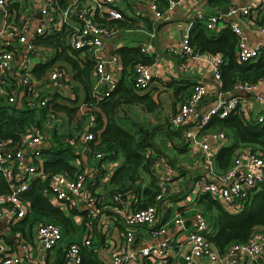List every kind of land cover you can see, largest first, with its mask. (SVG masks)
I'll return each instance as SVG.
<instances>
[{
	"label": "built area",
	"instance_id": "built-area-1",
	"mask_svg": "<svg viewBox=\"0 0 264 264\" xmlns=\"http://www.w3.org/2000/svg\"><path fill=\"white\" fill-rule=\"evenodd\" d=\"M8 1L0 0V10L7 7ZM26 1L31 5H40L41 18L36 28L31 30L30 26L25 23L19 30H14L9 27L8 23H3L2 30L0 29V31H6V37L15 42L12 44L13 47H0V76L2 78L0 90L6 94L7 100L11 103L16 102L19 95L26 91L30 102L48 106L53 93L60 91L61 87L72 78L62 60H56L62 59L57 57L58 52H56L45 75L35 77L30 70V55L45 47L36 44L37 38L58 33L65 34L69 50L77 51L75 54L77 59L89 58L93 61L92 71L95 75L93 95L98 99L109 95L111 89L117 84L112 64L120 61V55L116 52L107 56L106 41L123 29L106 26L99 18L124 19L123 13L116 6L115 1L86 0L88 5H83L81 4L82 0H70L65 7L60 5L59 0ZM141 1L154 13L156 19L163 17L165 10L162 5L163 0ZM181 1L184 0H166V8L173 9ZM262 1L264 5V0ZM250 7L249 4L242 5L239 0H230L227 9L220 14H208L204 10H198L194 13L190 25L202 22L207 28L214 30L222 23L224 17H233L239 14L247 16ZM226 22L239 36L237 54L241 60L255 58L264 52V44H247L242 28L232 19ZM260 30L264 33V17ZM21 46L22 51H20ZM141 49L150 52L153 48L143 45ZM168 49L178 52L184 58L194 59L198 55L201 57L191 44L189 36L181 40L178 45L169 46ZM19 51L22 55L18 58ZM222 61L223 55L219 52L215 53L209 61L215 77L219 80V86V65ZM68 63L72 67V64ZM133 73L135 86L139 90L148 88L157 75L154 64L145 61L134 63ZM263 86L264 80L260 82L238 81L232 90L222 91L220 87L215 101L208 106L200 107L201 101L207 93V87L203 82L197 81L187 98L168 116V121L174 127L184 126L190 121L194 123L193 126L186 127L185 139L188 145L199 146L202 150L205 173L194 182L193 189L197 195L210 192L233 211L242 207L238 199H245L254 188L264 181V157L261 151H254L249 146H241L237 149L231 166L225 171H220L216 163L217 144L220 141H225L227 135L222 130L202 131L201 128L210 121L212 116L224 117L236 108L242 109L248 117L256 116L259 120H263ZM243 92H250L255 99L262 103L261 109L256 115L251 113L250 106L247 105L245 97L241 95ZM49 110L50 114L46 118L44 127L30 126L21 145H12L8 140H0V171L6 177L10 188L9 191L0 194V222H6V229H0L3 239L0 241V264H21L24 262L20 255L9 252L5 236L12 225L18 224L29 213V203L24 197V192L35 177L47 182L54 204L64 209L73 208L78 212H84V238L82 241H72L66 245L64 261L59 264H79L82 261V243L89 245L96 234L105 233L108 230L112 213L110 210L118 213L127 227L122 243L113 252L112 264H169L167 256L171 246L170 238H163L158 242L151 241L136 249L131 248L135 239L134 226L139 224L157 225L159 223L162 193H158L155 201L147 206L116 210L115 206L105 203L101 199L96 178L99 170L96 174L91 173L93 176L89 175L87 169L77 170L74 175L61 170H46L41 159L42 148L46 139L49 138L46 128L53 127L56 122L54 110L52 108ZM95 137V133L87 129L75 143H82L89 150L88 141ZM96 156L101 157L102 154L99 152ZM107 167L105 163L102 168L107 169ZM159 184L161 187L166 185L163 181H160ZM125 195L127 192L117 190L112 195V201L115 204L117 201L121 202ZM194 220L193 230L185 237L188 248L185 254L187 262H191L195 256H204L217 264H238L243 255L255 258L264 253V232H256L245 241H234L225 251H220L216 244L206 236L210 221L204 208L197 209ZM174 222L183 223L180 213L175 215ZM166 228V225L160 224L153 229V232L155 235L163 234ZM37 233L43 249L53 248L63 240L62 226L55 221L39 222ZM25 255L27 258L32 256L29 252ZM39 264H45L43 259H40Z\"/></svg>",
	"mask_w": 264,
	"mask_h": 264
},
{
	"label": "crops",
	"instance_id": "crops-1",
	"mask_svg": "<svg viewBox=\"0 0 264 264\" xmlns=\"http://www.w3.org/2000/svg\"><path fill=\"white\" fill-rule=\"evenodd\" d=\"M114 1L116 6L122 11L124 18L127 19L126 22L129 23L127 29L124 28L113 38L106 41L107 56L116 52L120 55V61L112 64L117 83L125 76L124 59L121 54L122 47L139 46L141 49L143 45H147L153 48L150 52L142 51L144 56L154 64L155 71H157V75L150 86L146 89L138 90L139 94H146L148 96L146 102L124 103L117 112L119 121L131 132H135L141 127L153 130L154 143L153 145H148L144 150L148 159L149 170L141 168V177L137 180V183L141 182V191H137L135 187L130 188V185L125 186L123 187V192H127V195L124 196L123 201H117L115 204L112 201L111 193L112 191H117L119 188H114L110 179L116 167L123 162V153L117 159L108 160L106 162L108 166L106 170L103 168L99 170L96 163L92 162L93 159L90 156L89 150L84 147V144L78 143L80 148L77 151V156L71 162L76 165V171L87 169L90 176H93L99 170L97 189L101 194V199L115 206L116 210L128 207H140L139 200L143 197L141 192L149 185L151 179L156 181L159 189L158 193L163 194L159 209V223L157 225L139 224L134 226L135 239L131 245L132 249H136L151 241L158 242L160 239L170 238L171 246L168 249L167 256L169 264H217L204 256H195L191 262H187L185 259V254L188 251L185 237L195 226V212L198 208H202L198 203V195L193 186L195 180L205 173V169L201 148L199 146L188 145L185 139L186 127L193 126L194 123L190 121L184 126L174 127L168 121L170 113L175 111L180 103L186 99L194 83L197 81L203 82L207 87V93L201 101L200 107L208 106L215 101L220 86L219 80L215 77L209 63L215 53L196 51L201 57L198 55L194 59L189 57L184 58L178 52L169 50L168 47L178 45L181 40L190 35V31L194 26L190 25V21L195 12L204 10L208 14H220L227 9L230 0H184L179 2L173 9L166 8V0H163L162 5L165 10L163 17L160 19H156L154 13L141 0ZM239 3L251 6L249 14L247 16L239 14L233 17H224L222 23L214 30L220 31L229 27L226 21L232 19L242 28L247 44H264V33L260 30L264 17L263 1L239 0ZM81 4L88 5L86 0H82ZM40 18L39 4L31 5L26 0H9L7 7L0 10V29L2 30L1 26L3 23H8L9 27L14 30H19L27 23L31 30H34ZM137 36L138 38H136ZM12 44H15V42L6 37V31H0V47H13L14 45ZM42 46L45 47L30 55V70L35 77H40L48 72L58 51L57 47L52 44ZM20 51H22V46ZM20 51L18 58L22 55ZM56 60H62L63 65L68 70L69 76L72 77L61 87L60 91L56 92L60 93L57 100L61 103L76 106L78 109L75 112V116L81 117L82 113L87 109L85 105V87L81 81L72 76L74 72L66 60L63 58ZM49 62H51L50 65L43 68V64H48ZM185 62H188V64H185ZM42 71H44L43 74L38 75ZM91 77L94 80L92 84L93 94L95 83L93 71L91 72ZM23 94L26 100H28L29 96L26 91L22 92L19 97ZM241 95L245 97L247 105L250 106L251 113H254V115L259 113L262 103L255 99L250 92H243ZM63 113L64 121L66 124H69L70 117L65 111H56V118L57 115L61 116ZM89 119L90 116H88ZM49 129L51 128H46L47 134L50 135ZM48 141L49 139H46L44 144ZM226 142L227 140L220 141L217 144V149ZM41 159L43 163L47 159V156L43 152ZM91 173L93 174L91 175ZM160 181L165 182L166 185L161 187ZM136 186L138 187V184ZM44 191L49 199L53 200L48 187ZM110 211L112 213L109 228L105 233L98 234L100 241L96 247L98 256L105 264H112L113 252L122 243L127 229L121 216L114 210ZM64 212L70 216L71 223L65 229L58 222L63 230V240L61 243L53 248L43 249L37 233V225L46 219L33 220L30 217L27 219V216H30L31 213L29 211L27 216L24 217L26 220L23 218L17 225H12L5 236L9 252L20 255L22 261H24L23 264H39L40 259H43L45 264L61 263L66 253V245L72 241H82L85 235L84 212L72 211L67 208L64 209ZM177 213H180L183 217L182 224L174 222V217ZM160 224L166 225V231L163 234L155 235L153 229ZM0 229H6L5 221L0 222ZM258 229L262 230H258L257 232H264L263 227H259ZM94 239H98L97 234L94 236ZM2 240V236L0 235V241ZM96 242L95 240L94 243ZM27 252L32 254V256L27 258L25 255ZM147 260L150 261L149 258ZM238 264H264V253L255 258L243 255Z\"/></svg>",
	"mask_w": 264,
	"mask_h": 264
},
{
	"label": "trees",
	"instance_id": "trees-1",
	"mask_svg": "<svg viewBox=\"0 0 264 264\" xmlns=\"http://www.w3.org/2000/svg\"><path fill=\"white\" fill-rule=\"evenodd\" d=\"M69 2L70 0H59L63 7ZM99 20L110 27L127 29L129 26L126 18L119 20L99 18ZM238 38L239 36L230 27L217 31L207 28L202 22L195 23L190 31L189 39L196 51L222 53L223 61L219 65L222 91L232 90L238 81L260 82L264 80V52L255 58L241 60L237 54ZM36 44L56 46L57 57L72 64L74 77L81 81L85 87L87 109L81 117H74L78 108L59 102L57 100L60 96L59 92L53 93L48 106L36 105L26 100L24 94L18 97L17 103H11L7 100L6 94L1 92L0 140H8L12 145H21L30 126L43 127L46 124V118L50 114L49 108H52L54 112L65 111L70 117V123L63 122L61 127L59 121L56 120L54 126L49 129V141L42 148L43 154L47 156L44 162L46 170L67 171L70 175H74L76 165L71 160L77 156V151L80 148L79 144L75 142L88 129L93 131L96 136L88 141L90 156H96L99 152L102 154L96 162L99 170L108 160L117 159L120 154H124L123 162L116 167L110 179L114 188L123 191V187L130 185V188L135 187L137 191H141V182L137 183V180L141 177V168L149 170L144 150L148 145L154 143L153 130L141 127L139 130L131 132L119 121L117 112L124 103L146 102L148 96L139 94V89L135 86L133 65L137 61L150 62V60L144 56L139 46L122 47L125 76L111 89L108 96L98 99L92 94L93 61L89 58L77 59L75 56L77 51L69 50L64 33L39 37ZM50 63L43 64V68L49 66ZM1 79L0 76V86ZM12 82L14 83V81ZM7 88L10 89L9 86ZM88 116H90L89 120ZM201 129L202 131L222 130L227 135V142L222 144L216 152V163L220 171H225L231 166L236 151L241 146H249L254 151H261L264 157V119L259 120L256 116L248 117L240 108L232 110L224 117L212 116ZM98 175L99 171L96 176L97 184ZM46 187L47 182L39 177L31 180L29 188L24 192L31 212L27 219L30 217L33 220L41 218H45L47 221L53 220L59 222L66 229L71 223V218L64 212V209L49 199L44 191ZM9 190V183L0 171V194ZM158 192L156 181L151 179L149 185L141 192L143 197L139 200V206L144 207L152 203ZM238 202L242 207L233 211L210 192H203L198 196V203L205 209L210 221L206 236L216 244L220 251H225L234 241L248 240L258 230H262L258 229L259 227L264 229V181L254 188L245 199H238ZM71 210L76 209L71 208ZM97 237L98 239H94L89 245L82 243V261L79 264H105L96 252L100 241L98 234ZM95 240L96 243H94Z\"/></svg>",
	"mask_w": 264,
	"mask_h": 264
},
{
	"label": "rangeland",
	"instance_id": "rangeland-1",
	"mask_svg": "<svg viewBox=\"0 0 264 264\" xmlns=\"http://www.w3.org/2000/svg\"><path fill=\"white\" fill-rule=\"evenodd\" d=\"M136 38H138V36H137ZM82 114H84V113H82ZM63 116H64V113H63L61 116L57 115V118H56V120L59 121L61 127H62V125H63V122H65ZM74 117H75V113H74ZM77 117H78V115H77ZM98 158H99V157H97V156H93V157H92V159H93L92 162H93V163H96L97 160H98Z\"/></svg>",
	"mask_w": 264,
	"mask_h": 264
},
{
	"label": "water",
	"instance_id": "water-1",
	"mask_svg": "<svg viewBox=\"0 0 264 264\" xmlns=\"http://www.w3.org/2000/svg\"><path fill=\"white\" fill-rule=\"evenodd\" d=\"M199 257V256H198Z\"/></svg>",
	"mask_w": 264,
	"mask_h": 264
}]
</instances>
